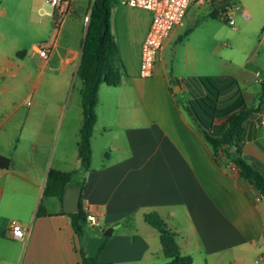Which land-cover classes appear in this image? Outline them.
Returning a JSON list of instances; mask_svg holds the SVG:
<instances>
[{
	"label": "crops",
	"instance_id": "crops-1",
	"mask_svg": "<svg viewBox=\"0 0 264 264\" xmlns=\"http://www.w3.org/2000/svg\"><path fill=\"white\" fill-rule=\"evenodd\" d=\"M196 5L201 8L207 3ZM44 12L52 17V8ZM76 12L75 9L72 13ZM185 18L166 39L152 77L142 79L139 77L140 54L151 15L121 2L112 10L111 27L123 70L120 85L102 84L99 89L91 139L92 164L84 175L86 180L80 200L84 212L89 208V213L85 212L87 217L93 215L97 219L96 225L88 219L82 222L94 230L95 241L91 248L76 234L72 217L63 211V201L44 194L50 166L63 172L80 168L78 143L83 122L82 97L72 145H64L57 152L60 132L52 158L54 118L50 115L36 118L25 127L22 126L23 118L16 116L15 101L22 92L21 85H25L24 91L29 95L37 96L42 77L59 56L58 40L51 41L55 42L54 47L49 58L44 59L35 48L30 56L24 50L16 52L7 45V39H0V154L12 160L10 169H0V264H82L81 251L89 257L98 255L101 263L158 264L160 261L156 258L146 257L151 250L149 237L160 239V236L146 222L145 216L157 213L170 228L166 220L176 219L179 207L186 209L200 239L204 256L201 264H209L208 257L214 259V264H247L243 262L244 253L231 257L226 252L236 249L240 254L245 244L261 247L264 242V207L261 205L264 196L238 174L233 163L224 158L220 165L215 162L211 149L183 108L191 99L192 89L195 93L202 91L194 80L191 89L186 78L204 75L190 71L180 74L177 70V41L183 39L174 37L178 28L185 25ZM192 31L193 28H189L187 33ZM83 42L84 39L80 40L79 47L67 48L60 66V71H64L75 65L76 79ZM35 57L38 70L31 69L28 63ZM204 57H207L202 60L204 66L211 63L213 67L215 59L210 55ZM253 57L256 59L257 54ZM191 58L190 55L184 58L185 65H189ZM220 61L221 76L236 78L241 87L244 86L243 92L252 83L262 85L264 82L259 72L248 73L246 64L240 71L233 72L236 63L224 58ZM139 80L149 83L140 86ZM176 84L180 88L174 92ZM81 89L82 83L80 96ZM147 89L158 97L152 104L153 110L152 102L143 98ZM112 95L115 98H109ZM185 95L188 98L183 97ZM127 107L143 112L130 116L126 111H120ZM263 113L254 118V130H264L260 125ZM253 129L245 134L243 157L264 174V132L257 134ZM122 143L126 149L124 154H121ZM80 182L81 177H78L70 186L79 190L76 184ZM40 204L46 210L44 215L38 213ZM12 220L24 228L26 236L23 239L11 237L9 223ZM141 221L147 227L138 231ZM110 228L113 229L112 236L105 237V231ZM170 229L179 237L177 230L180 228ZM105 241V247L99 253ZM180 248L182 255L187 254ZM259 259L264 260V255Z\"/></svg>",
	"mask_w": 264,
	"mask_h": 264
},
{
	"label": "rangeland",
	"instance_id": "rangeland-1",
	"mask_svg": "<svg viewBox=\"0 0 264 264\" xmlns=\"http://www.w3.org/2000/svg\"><path fill=\"white\" fill-rule=\"evenodd\" d=\"M119 1L121 2V0ZM89 2L90 0H73V9H76L77 12L69 14L60 27H55L52 17L44 12L45 9L51 8L50 5L41 0H0V39H7V45L17 50L16 52L24 50L31 56L35 46L43 42H51L53 39L58 40L57 50L59 56L54 59L48 73L42 77L37 96L35 97L25 92L23 87L25 85L22 84V92H20L15 101L17 107L16 116L23 118L22 126H30L36 118L48 115L54 118L55 139L52 144L50 158L53 156V150L57 144L60 132L57 152L64 145L71 147L75 120L81 113V96L79 93L81 83L79 79L75 78V65L68 66L64 71H60V66L67 48L79 47L80 40L85 37L86 20L91 11ZM230 2L237 3L248 14V18L242 17L240 13L234 15V26H230L219 17V7L213 2H208L205 7L202 6L201 8L194 4L189 9L185 18V25L178 28V33L174 37L175 39H183L182 42L177 41L176 49L177 70L180 74L190 71L193 73L201 72L204 74L202 75L203 77L221 76L223 71L221 70L222 64L220 60L224 58L230 59L237 64L232 69L233 72L234 70L240 71L246 64L248 73L259 72L261 78L264 79V0H231ZM189 28H193L191 33H187ZM254 54H257L256 59L253 57ZM187 55L192 57L189 65H185L183 62ZM206 55H210V57L215 59L213 67L211 63L210 66H204L202 60L207 58L204 57ZM15 57L17 56L15 55ZM36 59L35 57V59L28 61L31 69H39ZM195 77L198 78L199 76L194 75L191 78ZM186 81L189 83L190 79L186 78ZM146 83L149 82L138 81L140 86ZM178 87L177 84L174 85V89H178ZM260 90V83H252L246 87L244 95L249 105L256 103L257 98L255 96ZM144 92L143 98L149 103L152 102L151 108L153 110L152 104L155 99L158 100L157 94L148 89ZM183 97H187V95ZM105 98L107 99L108 97ZM109 98L115 97L112 95ZM120 111L122 113L126 111L130 116L134 113L138 116L143 112L142 109L133 110L131 107ZM255 117H257V114L247 121L246 134H249L250 130L253 129ZM26 118L27 121L25 123L24 119ZM254 131L257 134H263L264 132L262 129H253ZM66 135H68V139H65ZM245 138L247 140L246 135ZM65 140L67 143L64 144ZM121 142L123 141L121 140ZM125 150L122 143L121 154H124ZM51 169L50 166L49 170ZM261 205L264 207V203ZM166 212L163 213L165 219L167 218ZM166 221L169 223L170 228L174 229L176 226L180 228L177 230L180 233L178 243L184 252L187 253L183 254V256L191 257L194 264L203 263L204 256L200 250V239L189 220L186 209L179 207L177 209V218ZM141 223L140 226L138 223V231L142 227H147L144 226V222L141 221ZM82 228L83 235L81 240L86 242L91 248L93 241H95L93 238L95 236L94 230L89 224H83ZM155 233H157L156 229ZM149 238L151 250L148 251L146 257L156 258V260L160 261L158 264L168 263L169 259L165 258L161 252L160 239L158 237ZM241 249L240 254L236 252V249L228 250L226 253L231 257H238L241 253H244L243 262L247 264H264V260L259 259L261 255H264V242L260 248H256L252 244H245ZM208 259L209 264H214L212 257H208Z\"/></svg>",
	"mask_w": 264,
	"mask_h": 264
},
{
	"label": "trees",
	"instance_id": "trees-1",
	"mask_svg": "<svg viewBox=\"0 0 264 264\" xmlns=\"http://www.w3.org/2000/svg\"><path fill=\"white\" fill-rule=\"evenodd\" d=\"M119 2V0H90L89 2L91 10L88 14L89 27L86 40L83 42V54L77 72V79L82 83L83 109V122L78 143L80 168L72 172L49 170L44 191L47 196L62 200L66 188L78 177H81V182L77 183L76 187L81 192L86 180L84 175L91 169V139L96 123L100 86L105 84L115 87L120 85L122 80V63L111 27L112 10ZM190 79L188 86L192 87V80L197 81L202 91L195 93L191 88V99L183 105V108L190 116L195 129L211 149L215 162L220 165L224 158L233 163L238 174L264 196V174L243 157L247 121L253 115L264 112V82L256 103L249 105L240 82L234 77L199 76ZM11 166L12 160L0 154V169L7 170ZM80 206L78 213H72L69 216L72 217L76 234L82 237V222H87V215L83 210L82 202ZM38 213L46 214L41 204L38 207ZM145 220L159 232L162 252L169 259L166 264H192V258L183 256L181 253L178 233L171 230L159 214H147ZM105 244L106 241L99 253ZM81 256L82 264H109L101 263L98 255L89 257L81 251Z\"/></svg>",
	"mask_w": 264,
	"mask_h": 264
},
{
	"label": "built area",
	"instance_id": "built-area-1",
	"mask_svg": "<svg viewBox=\"0 0 264 264\" xmlns=\"http://www.w3.org/2000/svg\"><path fill=\"white\" fill-rule=\"evenodd\" d=\"M52 8L51 16L55 27H60L65 18L71 14L73 0H41ZM231 0H121L123 5L131 8L143 9L150 13L151 23L144 38L139 65V77L148 79L152 77L155 63L162 50L166 39L171 35L175 27L181 25L192 4H203L213 2L219 7V17L230 26L235 25L234 15L240 13L242 17L248 18V14L240 5ZM55 42H43L35 46L37 53L44 59H48ZM30 104V103H29ZM264 126V115L260 121ZM89 213V208L85 209ZM87 219L93 224H97V219L93 215H88ZM11 237L21 240L26 236V232L21 224L12 220L9 223Z\"/></svg>",
	"mask_w": 264,
	"mask_h": 264
},
{
	"label": "water",
	"instance_id": "water-1",
	"mask_svg": "<svg viewBox=\"0 0 264 264\" xmlns=\"http://www.w3.org/2000/svg\"><path fill=\"white\" fill-rule=\"evenodd\" d=\"M89 20H90V17H87L84 42H85L86 37H87L86 35H87L88 27H89ZM83 47H84V43H83ZM82 54H83V50H82ZM77 72H78V70H77ZM178 86L180 88V85H178ZM176 91H177V89H174V92H176ZM80 200H81V192L77 188H74L72 186H68L65 190V193H64V196L62 199L63 211L65 213H68V214L78 213L81 209ZM112 234H113V229L110 228V229L105 231L104 236L105 237H111Z\"/></svg>",
	"mask_w": 264,
	"mask_h": 264
}]
</instances>
